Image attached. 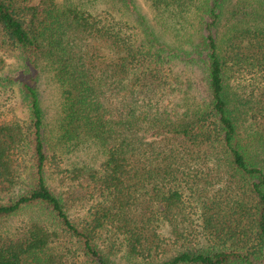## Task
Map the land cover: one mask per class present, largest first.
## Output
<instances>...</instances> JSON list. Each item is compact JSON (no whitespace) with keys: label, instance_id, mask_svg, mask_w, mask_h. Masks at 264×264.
I'll return each mask as SVG.
<instances>
[{"label":"trees","instance_id":"16d2710c","mask_svg":"<svg viewBox=\"0 0 264 264\" xmlns=\"http://www.w3.org/2000/svg\"><path fill=\"white\" fill-rule=\"evenodd\" d=\"M27 1L0 0V264H264V0Z\"/></svg>","mask_w":264,"mask_h":264},{"label":"rangeland","instance_id":"374dc122","mask_svg":"<svg viewBox=\"0 0 264 264\" xmlns=\"http://www.w3.org/2000/svg\"><path fill=\"white\" fill-rule=\"evenodd\" d=\"M38 1L39 0H30V1H27L26 3L37 4ZM59 1L64 2L65 0H59ZM66 1H68V2L73 1V2L79 3L81 5H85L86 8L93 9L96 12L99 11L100 13H107L109 9L113 10V4H111L107 0H105L104 2H102V0H66ZM137 3L139 5L141 11L148 16L149 20L153 21L154 10L151 6L150 0H137ZM42 7L43 6H41L40 8H42ZM135 23H137V22H135ZM0 55L2 57L6 58L7 60H12V56H13L12 52L10 51L9 47H7V46L2 47L0 49ZM52 94H54V93L48 92L49 96H52ZM221 186H223V187L225 186L224 181H222L219 185L217 184L215 186H210V188H211L210 192L213 193L214 189L216 190V189H218L217 187H221ZM209 194H211V193H209ZM226 197L227 196H225V198ZM73 209L75 210V211H73V212H75L73 217L78 222L79 219L84 216V211L79 210L78 208L75 209V206L72 208V210ZM21 218H23V217H19V218H16L14 220H11L8 222L7 225H9L12 230H14L20 224ZM164 228L166 229V232H167L166 235L169 237L165 241L163 240L164 242H163L162 246L164 247L165 252H166V254L164 256L165 257L166 256H172L174 254H177L180 250H182L187 245V240L181 236H177L175 234V232L172 230L173 229L172 226H166ZM66 247H67L66 244H62L61 249L66 248Z\"/></svg>","mask_w":264,"mask_h":264}]
</instances>
